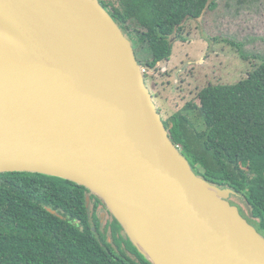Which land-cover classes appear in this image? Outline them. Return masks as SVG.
Wrapping results in <instances>:
<instances>
[{"label":"water","instance_id":"95a60500","mask_svg":"<svg viewBox=\"0 0 264 264\" xmlns=\"http://www.w3.org/2000/svg\"><path fill=\"white\" fill-rule=\"evenodd\" d=\"M5 173L85 187L151 264H264L242 197L193 171L101 0H0Z\"/></svg>","mask_w":264,"mask_h":264},{"label":"trees","instance_id":"16d2710c","mask_svg":"<svg viewBox=\"0 0 264 264\" xmlns=\"http://www.w3.org/2000/svg\"><path fill=\"white\" fill-rule=\"evenodd\" d=\"M101 4L133 43L139 64L150 71L171 59L173 39L187 42L178 37L187 20L200 18L208 5L211 11L217 6L215 0H118L111 9ZM139 49L148 57L142 60ZM198 101L163 119L170 138L198 176L242 197L249 223L264 236V59L237 84L204 88ZM190 112L200 117L203 131ZM89 195L85 187L60 178L0 174V264H151L128 238L135 258L116 253L101 238L98 209L104 203L91 195L87 208ZM112 221L111 239L122 238L121 225Z\"/></svg>","mask_w":264,"mask_h":264},{"label":"rangeland","instance_id":"374dc122","mask_svg":"<svg viewBox=\"0 0 264 264\" xmlns=\"http://www.w3.org/2000/svg\"><path fill=\"white\" fill-rule=\"evenodd\" d=\"M111 9L118 0H101ZM216 9L208 10L200 22L187 20L178 37L173 39V52L169 61L159 65L146 77V84L162 118L168 119L188 103L199 104L198 95L211 85H234L247 78L260 59H264V0H215ZM216 39V40H215ZM240 44V49L226 43ZM145 59L148 52L138 50ZM244 55L247 59L242 58ZM199 131L205 129L197 113H188ZM230 202L242 209V216L252 221L249 207L242 198L231 197ZM91 208V204H90ZM240 210V209H239ZM241 213V212H240ZM112 215L104 211L101 238L107 239L112 250L135 258L134 249L127 238L112 243ZM122 237L125 233L122 232ZM107 237V238H106Z\"/></svg>","mask_w":264,"mask_h":264},{"label":"flooded vegetation","instance_id":"af4514ba","mask_svg":"<svg viewBox=\"0 0 264 264\" xmlns=\"http://www.w3.org/2000/svg\"><path fill=\"white\" fill-rule=\"evenodd\" d=\"M153 97H154V95H153ZM233 204V203H232ZM240 209V212H241V214H242V209L241 208H239ZM106 210V208H105V206L102 204V205H100L99 206V209H98V215H99V218H100V223H101V225H103L102 223V213H104V211ZM107 211V210H106ZM113 222V221H112ZM122 232H120V236L122 237V234H121ZM111 234H112V232H111ZM112 236V235H111ZM122 238H127L126 236L125 237H122Z\"/></svg>","mask_w":264,"mask_h":264},{"label":"built area","instance_id":"2783aa9c","mask_svg":"<svg viewBox=\"0 0 264 264\" xmlns=\"http://www.w3.org/2000/svg\"><path fill=\"white\" fill-rule=\"evenodd\" d=\"M142 73L146 77V76H149L151 74V71L148 70L147 68L142 67Z\"/></svg>","mask_w":264,"mask_h":264},{"label":"crops","instance_id":"0c3cea01","mask_svg":"<svg viewBox=\"0 0 264 264\" xmlns=\"http://www.w3.org/2000/svg\"><path fill=\"white\" fill-rule=\"evenodd\" d=\"M162 63H163V62H162ZM160 64H161V63H160ZM160 64H159V65H160ZM159 65H158V67H159ZM158 67H157V70H158ZM151 72H152V71H151ZM155 72H156V70H155V71H153V73H155Z\"/></svg>","mask_w":264,"mask_h":264}]
</instances>
